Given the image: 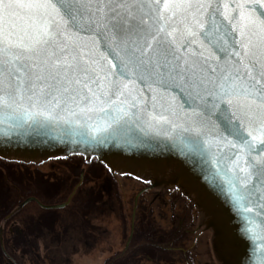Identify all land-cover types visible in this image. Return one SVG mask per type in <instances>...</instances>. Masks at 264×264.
Masks as SVG:
<instances>
[{
    "label": "snow or ice",
    "instance_id": "snow-or-ice-1",
    "mask_svg": "<svg viewBox=\"0 0 264 264\" xmlns=\"http://www.w3.org/2000/svg\"><path fill=\"white\" fill-rule=\"evenodd\" d=\"M139 82L153 108L183 94L189 126L174 128L236 149L241 186L264 193L261 0H0V110L69 128L119 114L98 129L115 132L147 110Z\"/></svg>",
    "mask_w": 264,
    "mask_h": 264
},
{
    "label": "water",
    "instance_id": "water-1",
    "mask_svg": "<svg viewBox=\"0 0 264 264\" xmlns=\"http://www.w3.org/2000/svg\"><path fill=\"white\" fill-rule=\"evenodd\" d=\"M140 89L148 99L147 110L144 105L139 110L132 109L139 119L134 116L127 123L121 121L119 126L114 125L115 132L98 129L106 127L119 114L74 117L84 127L69 128L56 123L43 126L42 122L23 123L26 117L22 119V114L0 110V159L41 164L78 155L95 159L114 175L149 182L151 188L175 187L194 203L204 228L211 231V244L219 264H264V199L261 198L264 193L254 191L252 185L241 186L238 180L241 173L233 163L237 150L217 144L206 147L202 140L210 139L208 135L196 137L180 127L174 128V125L189 126L183 94L173 102L172 96L177 93L169 95V90L163 89L153 108L154 93L142 82ZM149 113L167 117L169 123H157L150 119ZM30 201L45 209L67 204L45 205L28 197L20 206ZM136 205L137 197L131 230Z\"/></svg>",
    "mask_w": 264,
    "mask_h": 264
},
{
    "label": "rangeland",
    "instance_id": "rangeland-1",
    "mask_svg": "<svg viewBox=\"0 0 264 264\" xmlns=\"http://www.w3.org/2000/svg\"><path fill=\"white\" fill-rule=\"evenodd\" d=\"M23 165H29L27 166L28 169L24 170L25 167ZM6 166L13 172H16L15 168L19 172L23 170L24 172H28L25 174V177L30 179H35L36 176L42 175L43 177L55 180L67 177L69 174V171L66 167H63L61 162L50 161L40 165L0 159V175H4L5 173L8 174V180L14 179L17 176L7 173L5 171ZM101 166L102 168H92L91 166V169L87 170V180L82 189L78 191L79 196L76 198L75 203L79 205L80 201L85 199L83 196L86 193L96 194V192L101 196L100 198L97 196L98 200L102 202H94V204H92L94 208H90V210L87 207H75L76 205L73 203L71 205V212H59V214H61L60 217H63L64 220H68L69 218L71 221L72 219L74 226H76L74 230H82V227L88 230L89 227L86 222L89 221L93 227H96L95 230L101 228L103 231L105 230V232H107V235L104 236L103 234L101 236L97 232H93L94 228H92L91 235L97 238L95 245L91 249H86L81 243H77L75 252L70 253L69 263L66 264H104L105 259L123 250L129 235L132 202L135 194L140 189V182L137 181V179L125 177L119 178V182L115 181L113 178H109V173L112 172L105 165L101 164ZM37 169L41 174L36 171ZM79 170L80 169L77 168L76 176H74L77 179ZM100 183H102V190L98 188ZM90 187H92L91 190ZM172 188L175 187L156 188L154 191L144 193V196L141 198L139 207L137 208L139 211L135 219V228L137 231L134 241L137 247H143L144 237L150 236L153 239L159 240L168 236L169 233H164L163 230L169 232V229L175 224L180 225V222L184 220L183 216H185L188 211L192 212L191 215L198 219V224L203 225L199 211L194 203L191 201L194 205L192 206L186 203L179 195L177 196V194L170 191L167 192L168 189ZM60 193L62 194L63 192L61 190L56 192V194L59 195ZM12 196V198H16L14 197L16 195ZM63 196H65V194H63ZM103 201L107 202L103 203ZM95 204H97V206H95ZM187 208L188 210H186ZM37 211H39V208L35 204H30L23 208V214L37 215ZM51 211L52 210L46 211V213L53 214ZM141 214H144V217H142ZM192 237L191 235L186 236L184 240L181 241L182 245L190 246ZM189 246L187 247V249H189L188 260L191 264H219L213 252L211 236L205 235L203 239H198L194 245H191V247ZM209 247L211 253L209 252ZM44 251L45 249L41 248L39 253L41 252L40 254L43 255ZM24 256L26 264H32L34 262V260L31 261L30 259H35L34 255L25 254ZM147 256L150 257V259H148ZM129 264H185V260L183 259V254L179 251L172 253L162 252L157 253V255L154 252V255H152L151 253L148 254V250L146 249L144 253H135L134 259Z\"/></svg>",
    "mask_w": 264,
    "mask_h": 264
},
{
    "label": "flooded vegetation",
    "instance_id": "flooded-vegetation-1",
    "mask_svg": "<svg viewBox=\"0 0 264 264\" xmlns=\"http://www.w3.org/2000/svg\"><path fill=\"white\" fill-rule=\"evenodd\" d=\"M50 161L61 162L63 167H66L69 171L67 177L55 180L43 177L42 175L36 176L35 179L26 178L25 174L28 172H24V170H27V166L29 165H23L25 168L23 171H20L21 173L15 168L16 172L14 171V174L17 176L16 178L8 180L7 175L4 174L0 179V264H26L25 254L35 256V259L30 258L31 261L34 260L32 264H66L69 263L70 253L75 252L77 243H81L86 249H91L95 245L97 238L91 235L92 228H94L93 232H97L101 236L103 234L104 236L107 235V232H105V230L103 231L101 228L95 230L96 227H93L89 221L86 222L89 227L88 230L85 228L83 229V227L82 230H74L76 226H74L72 219L71 221L69 218L68 220H64L63 217H60L61 214H59V212H71V205L76 202V198L79 196L78 191L82 189L87 180V170L91 169V166L92 168H102L101 164L95 159H86L78 155ZM77 168L80 169L78 179L74 177L76 176ZM36 171L39 172L38 169ZM39 174L41 173L39 172ZM110 177L118 182L120 180L119 178H123V176L114 175L113 173H109V178ZM91 188L92 187H90V190ZM98 188L102 190V183H100ZM153 189L155 188H151L149 183L140 181V189L135 194L132 202L130 232L124 248L116 255L105 259L104 264H114V262L116 264H121L119 261L121 257L124 256L127 250H131V245L135 240L137 231L135 228V219L139 211L137 208L139 207L144 193L150 192ZM58 190H61L63 193H60V195L56 194ZM63 194H65V196H63ZM12 195H16L14 196L16 198H12ZM97 196H99V198L101 197L95 193H86L83 196L85 199L81 200L79 205L75 203V207H87L90 210V208H94V205H92L94 202H102L98 200ZM28 197H34L45 205L64 202H67V204L58 209L42 208L36 201H30L20 206ZM136 197L137 205L133 218V229L131 230L133 207ZM104 202L107 201H103V203ZM30 204H35L39 208L37 215L23 214V208ZM95 206H97V204H95ZM49 210H52L51 212H53V214L46 213V211ZM141 216L144 217V214H141ZM182 222H180V224ZM163 232L168 234V232L164 230ZM192 233H195V236L192 237V242L190 246L188 245L189 247L194 245L198 239H203L205 235H208L207 230L201 224H198L197 228L192 231ZM188 246L182 245L181 243V245L171 247V245L166 243L163 247L167 250H173L172 252H181L185 264H191L188 260ZM41 248L45 249L43 255L40 254L41 252L39 253Z\"/></svg>",
    "mask_w": 264,
    "mask_h": 264
},
{
    "label": "trees",
    "instance_id": "trees-1",
    "mask_svg": "<svg viewBox=\"0 0 264 264\" xmlns=\"http://www.w3.org/2000/svg\"><path fill=\"white\" fill-rule=\"evenodd\" d=\"M5 171L7 173L11 172V174L14 175V172L11 171L10 168H7V166L5 168ZM6 175H8V174H6ZM120 176H122V175H120ZM2 177H3V174L0 175V179ZM124 177L125 178H132L130 176H123V178ZM155 189H153L152 191H154ZM169 191L177 194V196L179 195L181 198H183L186 201V203L194 206L193 203L186 196H184L179 189L172 188V189L167 190V192H169ZM108 193H109V191H108ZM96 194H98V193L96 192ZM188 207H189V205H188ZM186 210H188V208ZM191 213L192 212L188 211V213L185 216H183V218H184L183 222L180 225L175 224L174 226H172V228L169 229V232H168L169 235L165 236L162 239L156 240V239L151 238L150 236L144 237L143 238V240H144L143 247L142 246L136 247L135 241H133L132 245H131V250H127L125 252L124 256H122L121 259L119 260L121 262V264H127V263L131 262L134 259L135 253H138V252L144 253V250H146V249L148 250V254L151 253L152 255H154V252L156 253V255H157V253H162V252L163 253L172 252L173 250H167L163 246H165L166 243H168V245H171V247L178 246V245H181V243H182L181 241H183L186 236H189V235L195 236V233H192V231H194L197 228L198 219L193 217L191 215ZM207 234H208V236H210L211 231L207 230ZM144 248H146V249H144ZM209 252L211 253L210 247H209ZM147 258H150V257L147 256ZM114 264H116V263L114 262Z\"/></svg>",
    "mask_w": 264,
    "mask_h": 264
}]
</instances>
